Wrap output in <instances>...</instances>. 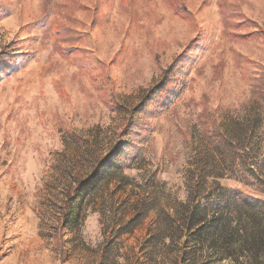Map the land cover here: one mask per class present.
I'll return each mask as SVG.
<instances>
[{
    "label": "rangeland",
    "instance_id": "obj_1",
    "mask_svg": "<svg viewBox=\"0 0 264 264\" xmlns=\"http://www.w3.org/2000/svg\"><path fill=\"white\" fill-rule=\"evenodd\" d=\"M233 190L264 204V0H0V264H264Z\"/></svg>",
    "mask_w": 264,
    "mask_h": 264
},
{
    "label": "trees",
    "instance_id": "obj_2",
    "mask_svg": "<svg viewBox=\"0 0 264 264\" xmlns=\"http://www.w3.org/2000/svg\"><path fill=\"white\" fill-rule=\"evenodd\" d=\"M230 193L233 196H237L243 204L248 205V206L254 208L255 210H257L259 212H264V204L259 202L257 199L245 196L244 194H242L236 190H233ZM220 231H223V230H210V232H212L216 235H218L220 233Z\"/></svg>",
    "mask_w": 264,
    "mask_h": 264
}]
</instances>
